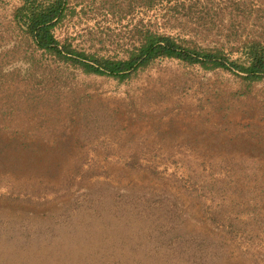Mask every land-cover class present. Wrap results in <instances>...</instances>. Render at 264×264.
Here are the masks:
<instances>
[{"label":"rangeland","instance_id":"obj_1","mask_svg":"<svg viewBox=\"0 0 264 264\" xmlns=\"http://www.w3.org/2000/svg\"><path fill=\"white\" fill-rule=\"evenodd\" d=\"M55 35L147 27L242 58L264 0H69ZM0 0V264H264V77L157 58L125 79L35 46Z\"/></svg>","mask_w":264,"mask_h":264},{"label":"trees","instance_id":"obj_2","mask_svg":"<svg viewBox=\"0 0 264 264\" xmlns=\"http://www.w3.org/2000/svg\"><path fill=\"white\" fill-rule=\"evenodd\" d=\"M17 20L35 46L57 59L80 66L87 73L125 79L157 58H174L206 68H222L253 81L264 77V42L243 45L242 58L232 59L218 48L191 46L176 37L147 27L137 30L138 38L123 57L103 56L77 49L67 39L55 35L57 25L72 11L69 0H21Z\"/></svg>","mask_w":264,"mask_h":264}]
</instances>
